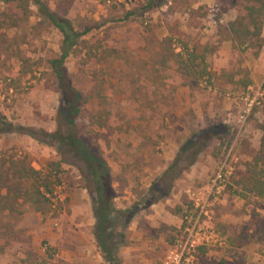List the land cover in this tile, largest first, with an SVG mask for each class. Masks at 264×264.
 Returning a JSON list of instances; mask_svg holds the SVG:
<instances>
[{
	"label": "rangeland",
	"instance_id": "obj_1",
	"mask_svg": "<svg viewBox=\"0 0 264 264\" xmlns=\"http://www.w3.org/2000/svg\"><path fill=\"white\" fill-rule=\"evenodd\" d=\"M43 1L78 31L97 26L64 69L88 99L76 130L109 164L115 207L133 216L119 251L122 263L160 264L185 217L199 218L191 194L207 199L221 173L207 216L200 217L220 245L201 250L200 264H264V201L245 188L264 127V68L256 64L261 72L256 83L250 68L264 51L232 54L231 48L224 66L214 71L219 45H201L211 29L232 41L230 17L244 16L254 0H215L212 9L202 0H164L155 8H148V0H74L67 8ZM0 10L20 15L15 3L0 4ZM31 10L19 29L0 30V119L17 128L0 136V167L6 171L11 163H24L47 174L59 164L52 175L60 184L56 181L46 214L22 201L0 210V264H107L94 238L92 179L81 161L48 137L61 125L63 104L48 62L60 55L62 37L40 25L36 8ZM169 39L174 54L186 45L208 47L195 75L183 70L179 58L163 59ZM240 115L246 116L244 123ZM108 117L107 127L99 128L98 121ZM202 138H209L206 148L189 167L193 150L182 151ZM179 155L177 171L165 175ZM155 184L171 187L156 204L182 221L179 229L156 221L150 202L158 197ZM134 232L141 238L137 242L129 239ZM135 247L142 259L127 252Z\"/></svg>",
	"mask_w": 264,
	"mask_h": 264
},
{
	"label": "trees",
	"instance_id": "obj_2",
	"mask_svg": "<svg viewBox=\"0 0 264 264\" xmlns=\"http://www.w3.org/2000/svg\"><path fill=\"white\" fill-rule=\"evenodd\" d=\"M116 1L131 4L142 0ZM57 2L60 6L67 8L72 5L74 0H57ZM254 2L246 7L244 16H239L228 24L233 43L232 54H243L248 50H256L258 54L264 48V38L262 37L264 0H254ZM12 3L16 4L20 15L0 10V30L19 29L22 24L29 21L32 16L31 7H35L40 25L53 27L62 37L60 55L48 62L63 104V109L59 112L61 125L54 133L48 134V137L55 141L60 149H66L85 165L94 185V238L97 246L107 264H123L119 257V251L126 245L124 231L128 228L133 216H130L127 211L118 210L115 207V191L109 164L100 154L91 150L76 130L77 120L81 116L83 106L88 103V99L75 87L64 69L67 59L78 49L85 48L87 42L83 38L97 26L78 31L70 20L54 13L43 0H0V4L3 5L8 6ZM164 3V0H148L146 5L148 8H155L161 7ZM0 37H4L3 34ZM163 43L165 46L163 59L166 61L170 57L179 58L183 70L187 73L189 71L192 76L195 75L193 69L205 62V54L209 52L207 46L196 44L192 49L187 48L186 45L182 52L174 54L171 52L172 39ZM164 60L160 62L165 66ZM109 119L110 117L104 121L99 120L98 127L101 129L107 127ZM111 120L114 123L115 117H111ZM16 129L6 118L0 119V136L14 133ZM262 132L263 137L258 152L248 166V182L245 188L248 193L264 201V127ZM208 139L202 138L197 142L191 140L186 144L182 152L193 150L189 167L198 161L199 155L206 148ZM181 158L179 155L165 175L177 171ZM50 167L56 174L60 170L59 164ZM53 171L44 174L42 171L27 167L24 163H11L6 171L0 167V210L10 209L14 204L22 201V203L30 205L35 212L48 213L51 207L50 197L53 195L56 181L60 184L57 180L58 177L52 175ZM3 191H6L5 195H2ZM152 191L153 194L158 195L150 200L151 205H154L169 196L171 187L161 190L158 184H155Z\"/></svg>",
	"mask_w": 264,
	"mask_h": 264
},
{
	"label": "built area",
	"instance_id": "obj_3",
	"mask_svg": "<svg viewBox=\"0 0 264 264\" xmlns=\"http://www.w3.org/2000/svg\"><path fill=\"white\" fill-rule=\"evenodd\" d=\"M245 120L246 116L240 115V122L244 123ZM222 181L223 176L219 173L207 199L201 198L202 194H191L194 206L200 209L199 218L195 222H192L188 219V216L185 217L186 223L181 233L176 236L174 243L169 247L160 264H200L201 250L216 246L217 244L220 245L218 234L215 233L214 229L202 224L200 217L202 215L207 216L206 208L211 205V198L215 194L213 190L215 191L217 184ZM216 191L219 193L218 189Z\"/></svg>",
	"mask_w": 264,
	"mask_h": 264
},
{
	"label": "crops",
	"instance_id": "obj_4",
	"mask_svg": "<svg viewBox=\"0 0 264 264\" xmlns=\"http://www.w3.org/2000/svg\"><path fill=\"white\" fill-rule=\"evenodd\" d=\"M203 4H208L211 9L212 7H214V3H215V0H202ZM206 1V2H205ZM201 3V5H203ZM196 5H200V3L198 2V4ZM186 15V14H185ZM236 19V17H230V20L229 22H233L234 20ZM208 26L211 28V23L208 24ZM213 29L209 30V36H207V40H205L204 42H201V45H204V44H207V43H213L215 42L216 45H219V48H217V51H216V54L214 56V63L215 65L218 67V68H215L214 67V71H220L221 67L224 66V63H225V56L224 54H229L230 53V49L232 48V41L229 39L228 40H224L222 38H220L217 34H213ZM262 37L264 38V26H263V31H262ZM221 44V45H220ZM261 51H264L261 50ZM258 63V64H257ZM261 66L263 69L264 68V54H261V57H259V62L258 61H252V66L250 68L251 70V79L253 81V83H256L258 82V77H260V70L259 72H257L256 70V66ZM152 208H156V210L154 211V217L156 219L157 222H161V223H165V225H168L171 229L172 228H175V229H179L182 225V221L180 219H178L176 216L170 214L169 211H166V206H160V204H154L152 205ZM155 227V226H154ZM134 228H131V226L129 227V230L130 231H134L133 230ZM130 241H134V242H137L138 240H140L141 238H139V236L136 234V232L133 233V237L129 238ZM161 239V238H160ZM147 241L151 242V240L147 239ZM138 246V245H137ZM138 247H135L134 249L133 248H129L127 249L129 253H134L135 255H137L139 258L142 259L143 255L144 254H136L135 251H138L139 249H137ZM103 258V257H102ZM122 261V259H121Z\"/></svg>",
	"mask_w": 264,
	"mask_h": 264
}]
</instances>
